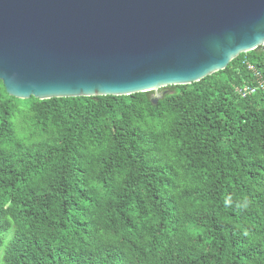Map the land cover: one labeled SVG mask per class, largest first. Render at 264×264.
Wrapping results in <instances>:
<instances>
[{"label": "trees", "instance_id": "obj_1", "mask_svg": "<svg viewBox=\"0 0 264 264\" xmlns=\"http://www.w3.org/2000/svg\"><path fill=\"white\" fill-rule=\"evenodd\" d=\"M167 88L0 81V264H264V44Z\"/></svg>", "mask_w": 264, "mask_h": 264}, {"label": "water", "instance_id": "obj_2", "mask_svg": "<svg viewBox=\"0 0 264 264\" xmlns=\"http://www.w3.org/2000/svg\"><path fill=\"white\" fill-rule=\"evenodd\" d=\"M264 44V0H0V81L14 97L189 84Z\"/></svg>", "mask_w": 264, "mask_h": 264}, {"label": "built area", "instance_id": "obj_3", "mask_svg": "<svg viewBox=\"0 0 264 264\" xmlns=\"http://www.w3.org/2000/svg\"><path fill=\"white\" fill-rule=\"evenodd\" d=\"M238 91L241 94V96H245L246 93L249 94V93L254 92V88H244V89H240Z\"/></svg>", "mask_w": 264, "mask_h": 264}]
</instances>
